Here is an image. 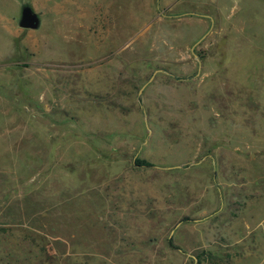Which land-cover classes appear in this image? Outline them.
Segmentation results:
<instances>
[{
  "label": "rangeland",
  "instance_id": "374dc122",
  "mask_svg": "<svg viewBox=\"0 0 264 264\" xmlns=\"http://www.w3.org/2000/svg\"><path fill=\"white\" fill-rule=\"evenodd\" d=\"M0 264H264V0H0Z\"/></svg>",
  "mask_w": 264,
  "mask_h": 264
},
{
  "label": "water",
  "instance_id": "95a60500",
  "mask_svg": "<svg viewBox=\"0 0 264 264\" xmlns=\"http://www.w3.org/2000/svg\"><path fill=\"white\" fill-rule=\"evenodd\" d=\"M40 20L38 15L32 11L31 8L26 7L24 8V11L22 12V18L20 21V26L26 30H36L39 28ZM202 39L197 42L196 45H198Z\"/></svg>",
  "mask_w": 264,
  "mask_h": 264
}]
</instances>
